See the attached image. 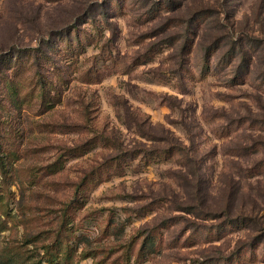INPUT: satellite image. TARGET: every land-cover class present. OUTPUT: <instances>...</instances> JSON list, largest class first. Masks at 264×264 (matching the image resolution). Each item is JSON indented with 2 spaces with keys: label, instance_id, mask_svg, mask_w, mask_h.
I'll return each instance as SVG.
<instances>
[{
  "label": "rangeland",
  "instance_id": "obj_1",
  "mask_svg": "<svg viewBox=\"0 0 264 264\" xmlns=\"http://www.w3.org/2000/svg\"><path fill=\"white\" fill-rule=\"evenodd\" d=\"M263 220L264 0H0V262L264 264Z\"/></svg>",
  "mask_w": 264,
  "mask_h": 264
},
{
  "label": "trees",
  "instance_id": "obj_2",
  "mask_svg": "<svg viewBox=\"0 0 264 264\" xmlns=\"http://www.w3.org/2000/svg\"><path fill=\"white\" fill-rule=\"evenodd\" d=\"M241 213L244 214L243 212H241ZM230 215L231 214H227V219H228V221H226L227 223H230V222H239V223H241V222H247L241 216L238 217V216H234V215L230 216ZM263 222H264V220L262 221V223ZM0 264H4V263L0 262ZM10 264H12V263H10Z\"/></svg>",
  "mask_w": 264,
  "mask_h": 264
}]
</instances>
